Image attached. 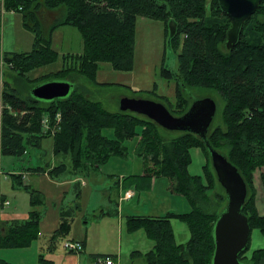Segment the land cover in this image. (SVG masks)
<instances>
[{"label": "trees", "instance_id": "1", "mask_svg": "<svg viewBox=\"0 0 264 264\" xmlns=\"http://www.w3.org/2000/svg\"><path fill=\"white\" fill-rule=\"evenodd\" d=\"M1 3L5 9H18L15 11L22 13L24 25L37 35L31 51L0 49V63L17 70L18 76L58 57L51 34L62 24H72L81 30L85 49L82 53L63 54L66 62L72 60L75 65L63 66L56 73L74 69L95 79L100 63H110L117 70L133 68L138 16L169 23L170 44L175 49L181 48L178 71L174 73L166 67L162 70L176 84L177 100L171 107L177 113L170 111L182 115L190 107L183 95L186 85L213 90L222 97L223 123L210 126L207 136L214 148L238 167L247 184L243 212L251 229L257 226L264 232V215L256 208L254 185L255 171L264 166V0L244 22L239 41L232 49L226 46L231 20L218 0H2L0 12ZM49 15H53L51 23ZM22 82L20 87L5 82V88L0 90V99L5 103L0 121L3 154L19 156L28 144L39 145L42 137L51 135L42 133L43 117L48 115L54 123L58 113L61 121L52 135L54 154L69 156L71 170L61 162L48 170L52 177L67 170L77 176L89 167H99L111 156H123L127 151L123 141L139 135L137 152L153 163L146 175L169 176L173 191L185 196L192 206L188 213L129 218L130 230L143 227L154 240V247L145 253L146 264H211L215 250L214 225L224 207L218 211L211 209L209 192L214 189L215 170L207 171V183L202 182L201 176L189 173L192 148H202L212 161L199 135L181 131L179 136L166 138L161 131L164 128L134 112H111L79 91L54 100L37 99L30 92L34 85L30 86L28 79ZM25 89L28 94L23 95ZM107 128L114 129L115 138L104 133ZM41 129L43 135L36 136ZM14 175L22 182L20 175ZM30 192L32 208L28 219L2 225L0 246L24 247L38 237L37 206L42 198L38 191ZM223 198L227 200V195ZM70 211L73 210L62 212L58 235L69 233L73 218ZM172 217L187 222L191 231L187 245L175 242ZM262 256L264 248L256 249L248 261L259 264ZM40 258L41 264H45V259ZM0 264L12 263L0 258Z\"/></svg>", "mask_w": 264, "mask_h": 264}, {"label": "rangeland", "instance_id": "2", "mask_svg": "<svg viewBox=\"0 0 264 264\" xmlns=\"http://www.w3.org/2000/svg\"><path fill=\"white\" fill-rule=\"evenodd\" d=\"M1 7V51L8 50L12 45L16 51L33 50L37 35L24 25L22 13L15 11L18 10L16 8L5 9L3 4ZM81 33V30L72 24H62L53 29L51 34L52 47L58 52V57L53 62L25 72L24 76H18L17 70L1 61L0 90L2 91L5 88V82L20 87L24 84L22 80L26 82V79L30 81V86H35L50 79L66 80L74 85L73 93L82 92L87 98L101 102L102 106L111 112H122L120 101L123 97L152 99L163 103L169 110H172L171 106L177 100L176 84L173 79L166 78L162 74V70L166 67L174 73L178 71V54L181 48L175 49L170 44L171 30L169 23L146 16H138L133 68L131 70H117L110 63H100L95 79H91L86 74L74 69L69 70L67 73H56L63 66L75 65L72 60L66 62L63 54L83 52L85 46ZM4 46H6L5 50ZM14 76L20 78L17 79ZM26 94H28V91L26 92L25 89L23 95ZM183 95L188 99L190 106L196 99L206 96L213 97L217 103V111L211 123V128L223 123L224 100L218 93L213 90L186 85L183 88ZM4 104L3 100L0 99V121ZM172 111L177 113L174 110ZM135 114L141 118L150 119L145 115ZM138 128H141V126ZM161 131L166 138L179 136L181 133V131L165 128ZM1 132L0 122V143ZM41 132L42 129L36 136L43 135L44 131ZM104 133L109 138H115L116 136L113 128L105 129ZM139 138L140 136L136 135L134 138L123 141V144L127 147V151L123 156H111L99 167H89L77 176L69 170L59 175L58 180L60 181L73 178L81 180L79 176H83L88 183L86 187L74 184L72 189L65 193L63 207L66 209L73 206L70 209L76 210L73 214L71 229L67 235H58L54 231L57 227L55 224L43 227L45 222H42L41 219L38 237L35 238L33 244L32 241L28 244H32L31 247L24 250L12 249L5 245L0 246V258L4 259L6 257L17 264H41L38 249L44 243L47 234L51 235V238L55 235L56 243L62 245L68 239L84 241L85 234L88 232L87 251L85 254L83 253L85 250L80 252L84 254V257H88L89 252L90 254L96 252L101 254L104 260L106 255H110L116 264H146L145 253H148L154 247V240L149 238L143 227L130 230L128 226L129 218L132 216L159 217L168 212L188 213L191 211L192 206L185 196L173 191L171 187L172 180L169 176L162 174L146 175V172L150 171L149 166L153 163L145 156L138 154ZM42 139V148L28 144L22 155L3 154V152L0 154V194H5L10 200L9 208L18 211L30 209L32 204L30 190L34 188H39L38 191L45 202L43 205H49L50 208L52 198L49 197L50 194L46 190L40 189L38 181L42 180V177L37 178L38 175H34L35 172L31 171V168L38 165L43 167L52 166L61 162H65L69 169L71 168L69 156H54L53 136L42 137L40 141ZM190 154L189 173L194 176H201L202 182L207 183L209 178L207 171L209 169L215 170L209 155L200 147L192 148ZM21 172L24 173V175L20 174L21 178L23 175L22 182L14 175L18 174L17 176H19ZM31 177L34 178L31 179ZM262 182L263 179L260 173H257V183H254L256 208L261 215H264ZM32 183L33 186H27L29 188L27 189L26 185H32ZM62 187H68V185ZM127 190L134 191L135 196L128 201H123L120 197L125 195ZM209 193L211 202H213L212 210L218 211L226 206L227 200L223 198L224 195L226 196L225 188L219 182L216 171L214 173V189ZM218 196L222 198L220 199ZM7 202L9 203V201ZM3 209L4 199L0 197V215ZM44 217L45 220H50V222L54 219V216L47 214V212ZM171 226L175 242L187 245L191 239V231L187 222L179 217H172ZM258 248H264V232L256 226L251 230L248 248L242 253L243 262L250 264L248 260ZM97 258L95 261L90 260L88 263L100 264L97 262Z\"/></svg>", "mask_w": 264, "mask_h": 264}, {"label": "water", "instance_id": "3", "mask_svg": "<svg viewBox=\"0 0 264 264\" xmlns=\"http://www.w3.org/2000/svg\"><path fill=\"white\" fill-rule=\"evenodd\" d=\"M262 1L218 0L220 8L231 20L226 39L228 49L238 43L244 22L256 12ZM73 86L66 80L50 79L33 86L30 92L37 99L54 100L68 96ZM120 107L122 111L145 115L165 129L192 132L205 141L228 201L214 225L215 250L211 264H246L239 256L248 247L252 230L243 212L247 184L238 167L216 150L208 139L207 133L217 111L215 99L211 96L196 99L182 115H174L163 103L147 98L123 97Z\"/></svg>", "mask_w": 264, "mask_h": 264}, {"label": "crops", "instance_id": "4", "mask_svg": "<svg viewBox=\"0 0 264 264\" xmlns=\"http://www.w3.org/2000/svg\"><path fill=\"white\" fill-rule=\"evenodd\" d=\"M53 20V15H49L48 16V22H52ZM4 50L6 48V46L3 47ZM6 51H16L15 47L10 46V48ZM164 97V95H162ZM52 136V135H49ZM45 138V137H43ZM42 143H43V139L40 141L39 145H36L34 147H38V148H42ZM32 146V145H31ZM54 148V146H53ZM28 152V149H27ZM53 153H54V149H53ZM54 156L56 157V155L54 154ZM59 164V163H55L52 166L48 165V166H41L38 165L37 167H32L31 171L35 172L34 175H38L37 178L42 177V180H39L38 183L40 185V189H44L46 190L52 199V204L51 207L49 208V205H43L45 202L42 199V203L40 205L37 206V209H39L40 211V220L42 219V222H45L46 227H48V225L50 224H55V226H57L55 228L54 231H56L62 221V212L69 210L70 208H72L73 206H70L69 208H64V201H65V193L67 191H70L72 189V186L74 184H78V186H87V182L85 180V178H83V176H79L81 178V180H75L77 178H73V179H65V180H58V177H52L49 173V169H51L54 165ZM257 173H260V176L264 177V166L258 168L255 173H254V180H256L254 183H257ZM23 174V172L19 173ZM18 175V174H16ZM23 175L21 180H23ZM35 177V176H34ZM34 177H31V179H33ZM19 179V178H18ZM20 180V179H19ZM32 182V180H31ZM264 182V180H263ZM262 182V187H263V192H264V184ZM80 183V184H79ZM30 187L33 186L31 184H27ZM63 185H68V187H62ZM255 185V184H254ZM39 188H34V190L38 191ZM56 190H58L56 192ZM76 191V189H75ZM39 192V191H38ZM53 194V195H52ZM47 195V194H46ZM79 196V194H78ZM135 196V194L130 197V198H124V195H122L120 198L124 200H130ZM264 196V195H263ZM0 197L4 199V201H9L8 204H4V209L2 214L0 215V225L2 227V225L6 226V225H11L10 223H12L13 221H24L26 219H28L29 215H30V210L32 208V205L30 207V209L26 210V211H18L15 210L13 208H9L8 206L10 205V200L8 199V197L5 194H0ZM76 211V210H75ZM75 211H70V213L73 214L75 213ZM47 212V214H52L54 216V219H52L53 221L50 222V220H45L44 215ZM73 219V218H72ZM73 220H71L72 223ZM72 225V224H71ZM71 225H70V229H71ZM0 227V229H1ZM40 229V228H39ZM40 231V230H39ZM53 238V237H52ZM51 235L47 234V238L44 239V243H42L39 246L38 249V255L39 257H43L45 259V264H89L88 262L91 260L92 262L96 260L97 257H101V254L96 253V252H92L90 254L89 252V256L88 257H84L83 255L86 253V247H87V243L86 241L89 239V235L88 232L85 234V240H81V242L83 243V250H85L83 253H74V252H67L64 249V244L62 245H58L54 240H52ZM35 241V239L32 240V244ZM28 245V246H24V247H10L12 249H24L27 250L26 248H29L32 246ZM259 249V248H258ZM106 257H110V255H106ZM5 260H7L8 262L12 263V264H17L13 261H10L9 259H7L6 257H4ZM41 259V258H40ZM114 264H116V262L114 261ZM259 264H264V256H262V258L259 261Z\"/></svg>", "mask_w": 264, "mask_h": 264}, {"label": "built area", "instance_id": "5", "mask_svg": "<svg viewBox=\"0 0 264 264\" xmlns=\"http://www.w3.org/2000/svg\"><path fill=\"white\" fill-rule=\"evenodd\" d=\"M61 121V114L58 113L55 117V122L51 123V119L49 118L48 115L44 116L43 120H42V126H43V131L44 133H50L51 135H54L55 132L57 131V129L59 128V123ZM2 153V149H1V143H0V154ZM134 195V191L132 190H127L125 192L124 197L125 198H130ZM4 204H8L7 201H4ZM64 249L67 252H74V253H79L80 251L83 250V243L81 241H75L72 239H68L64 242ZM97 262L100 264H114V261L111 257H106V259L104 260L103 257H98L97 258Z\"/></svg>", "mask_w": 264, "mask_h": 264}]
</instances>
